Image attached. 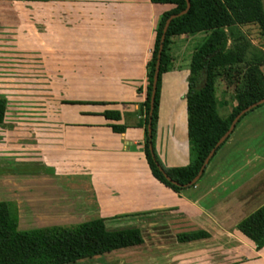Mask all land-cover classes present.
<instances>
[{
    "label": "crops",
    "instance_id": "obj_1",
    "mask_svg": "<svg viewBox=\"0 0 264 264\" xmlns=\"http://www.w3.org/2000/svg\"><path fill=\"white\" fill-rule=\"evenodd\" d=\"M34 1L39 8L38 48L44 55L42 61L54 60L59 77L56 83L110 84L118 88L111 95L56 91L59 99L54 124L35 125L31 128L33 135L26 134L30 142L14 146L22 149L14 153H23L14 159L38 157L56 171L27 174L19 179L10 173L7 189L12 190L18 204H25L38 214L52 210L53 205L55 213L48 216V223L39 221L42 226L76 220L78 214L85 220L103 217L109 223L138 219L141 214L172 212L187 220L188 230L202 228L209 232V236L195 239L201 241L199 249L189 251L191 256L184 259V264H264V245L257 248L236 227L243 217L264 203L262 199L248 209L264 190L254 188V155L249 150V140L235 135L239 123L200 178L179 191L156 178L146 159V63L158 19L171 5L151 0ZM246 25L250 23L202 30L170 40L164 51L161 79L165 73L189 72L196 51L209 38L219 35L226 36L227 47L239 38L248 44L247 52L256 48L264 54V47L256 46L246 33ZM161 98L159 92L156 132L163 129ZM7 99L6 117L10 107ZM64 106L69 111L66 114ZM108 110L118 112L119 117H108ZM184 111L182 132L188 136L187 110ZM174 112V142L181 146L183 137H176L180 120ZM113 123L122 128L115 130ZM48 139L50 146L55 147L54 155L46 152ZM50 190H54L53 195ZM82 192L88 197L84 210L73 206L71 196L82 199Z\"/></svg>",
    "mask_w": 264,
    "mask_h": 264
},
{
    "label": "trees",
    "instance_id": "obj_2",
    "mask_svg": "<svg viewBox=\"0 0 264 264\" xmlns=\"http://www.w3.org/2000/svg\"><path fill=\"white\" fill-rule=\"evenodd\" d=\"M151 1L170 4L171 7L164 10L158 19L151 55L146 63L147 84L143 102L145 110L143 121L146 132L144 152L153 175L173 190L179 191L186 186L167 179L163 170L180 183L190 180L198 171L209 150L226 131L235 114L264 96V70L261 67L264 63V54L255 48L250 50V54L253 55L247 56L249 53L247 52L248 44L239 38L236 44L232 43L227 47L225 35L209 38L196 51L193 63L189 68L185 93L191 157L189 162L183 165L170 167L161 165L163 167L161 170L156 163V161L160 163V160L154 148V133L166 45L170 40L183 35L235 23H257L264 37V6L262 0H190L187 11L170 20L160 57L151 120L153 157L148 146L147 123L157 50L166 18L171 13L183 9L186 6V0ZM221 82L224 83L222 101L230 109L226 114H221L218 109L217 89ZM260 105L245 112L237 123L249 111ZM7 107V97L0 95V124L4 123ZM105 114L108 117H119L116 111L108 110ZM112 127L119 130L122 125L113 123ZM226 139L217 146L214 154ZM236 227L257 248L262 247L264 245V203L243 217ZM207 236H209V232L202 228L182 230L176 234V238L180 242ZM143 242L144 236L140 226L129 225L111 228L108 227L103 217L86 219L77 223L19 229L17 214L10 209L7 201L0 200V264H74L84 258L135 247Z\"/></svg>",
    "mask_w": 264,
    "mask_h": 264
},
{
    "label": "rangeland",
    "instance_id": "obj_3",
    "mask_svg": "<svg viewBox=\"0 0 264 264\" xmlns=\"http://www.w3.org/2000/svg\"><path fill=\"white\" fill-rule=\"evenodd\" d=\"M262 2L264 6V0ZM38 14V2L34 0H15L14 2L12 0H0V95H5L10 100L7 121L0 124V200L7 201L10 209L17 214L19 229L42 226L41 223H48L47 220H50L48 216L55 212L53 205H51L52 210L38 214V211L31 212L25 204H18V201L10 193L12 190L7 189L10 173L16 174V178L19 179L20 176L42 171L55 173L56 169L54 166H46L43 160L38 157L25 160L14 159V156L23 155L21 152L14 153V151H22V149L14 148V146L27 145L25 143L30 142L28 135H33L31 128H34L35 125L54 124L57 109L56 101L59 99L58 94H60L61 89L64 90V94L69 92L84 95L89 93L111 95L118 88V86L110 84L105 86L95 83L74 85L56 83L59 77L58 73L55 72L54 60L42 61L44 55L38 48ZM245 30L256 46L264 47V37L257 23L253 22L246 25ZM252 55V53H247V56ZM261 67L264 70V63ZM167 76L169 77L167 78ZM187 76L188 71H181L169 75L165 73L161 79L160 94L163 111L160 126L163 129L158 132L155 129L154 148L160 164L165 167L187 163L191 157L188 136L184 130L182 132L186 99L181 93H186ZM134 84L135 88L139 85L137 80ZM223 89L224 83L221 82L217 89L218 109L221 114H226L230 109L222 101ZM56 91L58 92L57 95ZM41 93L44 95H40ZM173 111H175L176 116L178 114V120H180V123H177L180 128L177 130L176 137H183L181 146L174 142L172 127L174 128V121L176 122L177 118L176 120L173 119ZM67 112L69 111L64 106V114ZM238 123L235 135L249 140L250 148H248L254 155L252 164L255 170L254 188L264 190V103L249 111ZM27 133L28 135H26ZM46 141V145L49 147L46 152L54 155L55 147L50 146V139ZM82 193V199L75 195L71 196L74 197L73 200L75 201L73 206L76 209L84 210L88 206L86 205L88 197L85 192ZM49 194L53 195L54 190H50ZM262 199H264V194L259 200H254L248 206L249 211L253 209L255 203ZM81 215L78 214L77 216L76 214V220L70 218V222L58 224L77 223L85 220ZM137 217L138 219L133 218V220L111 221L107 225L111 228L129 225L140 226L144 236L142 244L84 258L74 264H184L186 262L184 259L191 256L187 253L199 249L200 240L186 242L177 240V232L188 230L189 227V224L185 223L187 220L183 219L181 215L176 216L172 215V212L159 211L141 214ZM224 245L226 244L224 243Z\"/></svg>",
    "mask_w": 264,
    "mask_h": 264
},
{
    "label": "water",
    "instance_id": "obj_4",
    "mask_svg": "<svg viewBox=\"0 0 264 264\" xmlns=\"http://www.w3.org/2000/svg\"><path fill=\"white\" fill-rule=\"evenodd\" d=\"M190 6V0H186V6L174 13H171L165 20L163 28H162V34L160 37V41H159V46H158V50H157V56H156V62H155V68H154V72H153V77H152V84H151V92H150V105H149V113H148V123H147V135H148V146L151 152V155L154 157V150H153V144H152V125H151V120H152V113H153V108H154V100H155V94H156V90H157V82H158V76H159V64H160V57H161V53H162V49H163V42H164V38H165V32L166 29L168 27V24L170 22V20L177 16L180 15L184 12L187 11V9ZM264 102V96L259 98L258 100L250 103L249 105L243 107L241 110H239L235 116L232 118L228 128L226 129V131L218 138V140L216 141L215 145L209 150L208 154L205 156L201 166L199 167L198 171L196 172V174L187 182L185 183H180L177 180H174L171 178L170 175H168L164 170L163 167L161 166V164L156 161L158 167L163 170L164 175L166 176L167 179L171 180L172 182L182 185V186H190L191 184H194L201 176V174L204 172V169L206 167V165L208 164L210 158L213 156L217 146H219L232 132V130L234 129L237 121L239 120V118L248 110H250L251 108L262 104Z\"/></svg>",
    "mask_w": 264,
    "mask_h": 264
}]
</instances>
